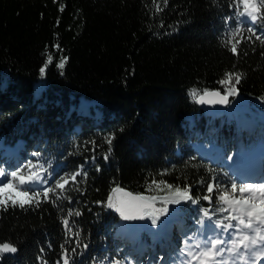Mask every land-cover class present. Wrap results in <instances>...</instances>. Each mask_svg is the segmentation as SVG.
Wrapping results in <instances>:
<instances>
[{"label":"trees","instance_id":"trees-1","mask_svg":"<svg viewBox=\"0 0 264 264\" xmlns=\"http://www.w3.org/2000/svg\"><path fill=\"white\" fill-rule=\"evenodd\" d=\"M236 11L233 0H0V138L12 148L24 144L17 157L0 150V168L10 172L31 162L48 174L64 163L56 179L81 171L64 198L39 207L0 208V243L18 249L14 257L0 256V264H62L64 248L70 264H137L111 223L122 220L106 207L112 188L164 196L166 190L154 186L148 192L152 181H164L191 185L199 198L207 194L211 177L229 182L222 161L198 154L194 144L218 146L226 155L238 151V122L226 126L223 116H203L189 91L223 93L227 86L218 82L225 73H242L239 94L229 97L230 107L239 104V95L249 104L252 134L241 146L264 142V44L246 39L247 28L264 39V21L242 20L245 38L239 55H233L226 42L241 21ZM49 55L52 63L41 75ZM64 57L61 70L57 65ZM81 101L98 103L100 113L70 111ZM189 116L195 117L193 126ZM108 136H114L110 153ZM45 181L31 187L53 186ZM212 196L211 204L200 199L199 204L168 205L162 219H183L182 229L175 231L178 244L183 233L198 230L201 209L218 206L217 193ZM223 215L216 213L212 220Z\"/></svg>","mask_w":264,"mask_h":264},{"label":"snow or ice","instance_id":"snow-or-ice-1","mask_svg":"<svg viewBox=\"0 0 264 264\" xmlns=\"http://www.w3.org/2000/svg\"><path fill=\"white\" fill-rule=\"evenodd\" d=\"M167 3V0H164ZM236 7V16L247 18L251 23L258 20L264 21V0H233ZM59 10L63 12L64 6L60 5ZM156 10H162L160 5H156ZM232 17L226 18L231 20ZM59 20H57V24ZM245 28L243 21H237L236 26L231 30L226 45L230 46L229 50L233 55H239L238 46L243 41ZM246 39L248 41H260L264 44V39L256 35L252 28H247ZM237 37H240L237 39ZM255 37V40H253ZM59 47V45H56ZM67 58L61 59L57 65L59 69H64ZM52 63V57L49 55L43 67L40 68V74L44 75L49 64ZM243 78V74L239 72H226L225 78L218 83L227 86L223 94L220 90L196 89L189 91L190 97L195 103L204 105H228L229 97L239 94L238 85ZM114 136L106 137V143L109 145L108 152H111V145ZM39 156L40 153H35ZM107 159V156H105ZM209 172L212 169H208ZM47 169L43 165H36L31 162L19 170L6 172L0 168V208L7 210L8 207H39L42 202H49L55 199L64 198L63 194L67 191L70 183L77 182V177L81 175V171H76L71 175H65L56 179L53 186L44 187L37 190L31 187L41 182L46 183L43 173ZM86 177V173L84 174ZM211 183H205L206 195L195 198L192 195L191 185L184 187H173L164 181H152L148 186V192L151 193L153 186L156 190L167 192L166 195H151L144 193H133L125 191L120 186L112 188L111 195L108 196L106 207L113 209L119 214L124 221H143L150 220L152 225H156L162 216L169 213L168 205H178L182 202L191 201L193 204H199L200 199L212 203V194L217 193V207L214 211L203 208L202 219L198 223H203V218H207L214 224L212 234L203 242L195 244V248L199 251H193L191 246L187 250H181V255L185 259L181 264H260L264 260V179L259 181H251L241 179L240 177H229L227 184H221L216 181L215 176L211 177ZM51 194V195H50ZM70 199V197H68ZM161 206L157 207V203ZM216 213L225 214L222 219L212 220ZM81 213L75 212L79 216ZM73 212L68 211L67 216L71 217ZM63 226L69 234L72 229L69 225V219L63 220ZM218 230V231H217ZM75 235L78 237L79 232ZM184 245H188V240H184ZM77 247L81 246L79 240L76 241ZM87 248V244L82 245ZM63 248V245L61 246ZM17 247L11 242L0 243V256L5 253H16ZM75 252V249L72 250ZM46 264V262H45ZM57 264H61L57 261ZM62 264H70L68 249L64 248L62 252ZM120 264V261H115Z\"/></svg>","mask_w":264,"mask_h":264},{"label":"rangeland","instance_id":"rangeland-1","mask_svg":"<svg viewBox=\"0 0 264 264\" xmlns=\"http://www.w3.org/2000/svg\"><path fill=\"white\" fill-rule=\"evenodd\" d=\"M241 20L248 21L247 18H241ZM69 109L70 111L75 110L80 114H86L88 116H91V115L95 116L96 114L100 113V111L98 110V103L96 102L81 101L80 105L77 108H75L74 105L71 104L69 106ZM227 111L228 112L220 116H223L225 118L226 126H230L232 122L234 121L238 122L240 132H239L238 137L235 138V140L238 143V145L241 146V141L243 140L242 138H244L245 135L250 137L252 134L250 132V128L247 125V118L248 116H251V113L249 110V104L245 107L241 106L240 104L234 105ZM198 116H201V115H198ZM203 116H212L214 118L220 117V116H216L215 114H204ZM187 123L189 124V126H193L195 123V117L189 116L187 118ZM77 129L78 127H76V130ZM23 145H24L23 142H20L17 144V146H22V147ZM15 148L16 147L12 148L8 145H5L3 138H0V150L3 151V155H6V153L8 152L11 153L12 151L10 150H14ZM194 148L198 154L206 156L211 161H213V157L212 155H210L212 148L204 149V147L200 143H195ZM228 162L229 163H225V167H227L228 169H231L232 161L229 160ZM91 164L94 165L95 161H91ZM63 166H64V163H61L60 165L53 167L51 172H49L48 174H46L47 172H44L43 173L44 180H47L49 184L51 183V185H53L54 181L56 180V173L60 171V169ZM233 176L238 177L237 174H234L232 172L230 174V177H233ZM119 218L120 216L117 213L116 219L118 220ZM178 219L179 218L174 217L171 219L164 220L161 217L160 221L156 225H152L150 220H143V221L121 220L118 223H115L116 221L113 219L111 223L116 228V230H118V232L120 233V236L129 243L130 247L126 250V253H127L126 255L133 257L134 261L141 259L144 264H148L150 263V261H157L159 263L164 262L165 264H171V263L175 264V262L177 261L178 264H181V262L184 260L181 253L180 254L178 253L175 255V253L169 251L167 247L162 248V246H160L158 242L159 234H162L163 231H165V233L170 231L171 224L172 225L176 224V220ZM159 224L161 227H159ZM205 227L207 230L206 232L204 231ZM214 227L215 226L211 221L203 220V223L200 224L199 229L196 232V234L191 237L194 240V242L189 240V238H186L188 240V245H185V248H188L189 246L195 248L196 243L203 242L208 237V231L210 235L212 234L211 230L214 229ZM178 238L179 236L174 233L171 238V242H169V244L173 246L177 245ZM184 240L182 242H184ZM155 243L158 244V249L155 248L154 250Z\"/></svg>","mask_w":264,"mask_h":264},{"label":"water","instance_id":"water-1","mask_svg":"<svg viewBox=\"0 0 264 264\" xmlns=\"http://www.w3.org/2000/svg\"><path fill=\"white\" fill-rule=\"evenodd\" d=\"M238 101H239V104L242 106H246L247 102H248L245 98H243L240 95L238 96ZM230 105H231V100L229 98V104L228 105H220V104H216V105L204 104V105H201V104H198V107L205 114H215L216 116H220V115H223L227 112ZM4 255L7 257H14L17 255V252L16 253H5Z\"/></svg>","mask_w":264,"mask_h":264},{"label":"bare ground","instance_id":"bare-ground-1","mask_svg":"<svg viewBox=\"0 0 264 264\" xmlns=\"http://www.w3.org/2000/svg\"><path fill=\"white\" fill-rule=\"evenodd\" d=\"M258 154H260V159L263 160L264 159L263 153L260 151V153H258ZM258 168H260V169L262 168V170L264 169V167L260 163H259V167ZM261 264H264V260H262Z\"/></svg>","mask_w":264,"mask_h":264}]
</instances>
